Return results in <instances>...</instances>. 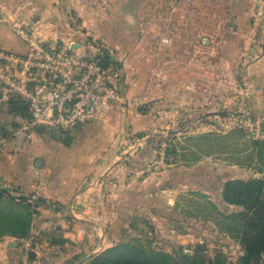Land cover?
<instances>
[{
	"label": "rangeland",
	"instance_id": "374dc122",
	"mask_svg": "<svg viewBox=\"0 0 264 264\" xmlns=\"http://www.w3.org/2000/svg\"><path fill=\"white\" fill-rule=\"evenodd\" d=\"M239 2L205 0L206 11L188 35L181 26L173 34L168 17L158 27L153 15L147 17L148 97L137 127L117 135L116 171L100 181L105 198L115 193L120 206L101 209L106 240L97 230L99 250L104 243H131L179 264H264V252L258 261H240L247 233H257L249 221L260 216L223 194L227 181H264L262 87L256 78L264 56V0L254 5L251 25L235 21ZM170 34L171 44L162 40ZM239 189L236 198L247 199L248 187ZM22 197L0 184V233L26 230L36 210ZM115 219L130 224L118 226ZM181 235L193 241L182 243Z\"/></svg>",
	"mask_w": 264,
	"mask_h": 264
},
{
	"label": "crops",
	"instance_id": "0c3cea01",
	"mask_svg": "<svg viewBox=\"0 0 264 264\" xmlns=\"http://www.w3.org/2000/svg\"><path fill=\"white\" fill-rule=\"evenodd\" d=\"M204 1L0 0L1 51L23 53L28 38L71 42L74 38L66 23L72 16L87 38L117 54L126 73V100L110 101L95 121L70 133L69 143L64 142L65 136H55L56 131H24L17 114L0 104V184L31 196L34 208L37 201L40 207L32 212L26 235L0 233V264H91L99 251L112 246L104 243L99 250L97 230L106 240L99 227L100 218L105 217L101 209L116 206L115 193L106 199L100 181L116 171L121 159V153L114 150L118 133L128 126L137 127L143 117L140 105L148 97L145 33L152 29L147 17H155V27L168 17L173 34L181 26L188 35L195 18L206 11ZM239 1L235 21L251 25L258 0ZM169 36L162 40L171 44L174 37ZM258 63L259 109L264 114V56ZM115 222L118 226L130 224ZM183 239L182 243L193 241L189 235Z\"/></svg>",
	"mask_w": 264,
	"mask_h": 264
},
{
	"label": "built area",
	"instance_id": "2783aa9c",
	"mask_svg": "<svg viewBox=\"0 0 264 264\" xmlns=\"http://www.w3.org/2000/svg\"><path fill=\"white\" fill-rule=\"evenodd\" d=\"M66 29L71 42L28 38L23 53L0 50V104L21 108L16 114L24 131L69 134L95 121L110 101L126 100L121 61L87 38L74 17Z\"/></svg>",
	"mask_w": 264,
	"mask_h": 264
},
{
	"label": "trees",
	"instance_id": "16d2710c",
	"mask_svg": "<svg viewBox=\"0 0 264 264\" xmlns=\"http://www.w3.org/2000/svg\"><path fill=\"white\" fill-rule=\"evenodd\" d=\"M11 110L16 114L20 112L21 108L14 104L11 105ZM143 112V109H141ZM239 185L248 187L247 199L241 201L236 198L239 193ZM224 198L230 203H239L248 208L250 214L253 216H260L258 219L253 216L251 225L257 224V233H247L244 240H246L247 247L246 254L241 257L240 261H258L261 254L264 252V181H249L244 182L240 180L227 181L223 190ZM23 202H28L31 207V196L22 197ZM250 201V202H249ZM36 202L35 210L39 211L40 207ZM262 216V217H261ZM30 227V219L27 220L26 230L20 232H13L19 235H26ZM91 264H179L168 255L164 253L148 252L141 247L131 243H121L115 247L108 248L102 253L93 257Z\"/></svg>",
	"mask_w": 264,
	"mask_h": 264
},
{
	"label": "water",
	"instance_id": "95a60500",
	"mask_svg": "<svg viewBox=\"0 0 264 264\" xmlns=\"http://www.w3.org/2000/svg\"><path fill=\"white\" fill-rule=\"evenodd\" d=\"M77 45H73V47H76ZM100 63H101V65L103 66V67H107L108 65H109V59L108 58H106V57H104V58H102L101 60H100ZM55 134V136H59V137H62V136H65L64 137V142L65 143H69L71 140H72V138H73V136L69 133V134H62V133H54Z\"/></svg>",
	"mask_w": 264,
	"mask_h": 264
}]
</instances>
